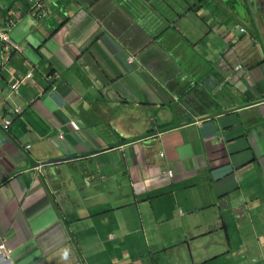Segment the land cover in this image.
<instances>
[{"label": "crops", "instance_id": "1", "mask_svg": "<svg viewBox=\"0 0 264 264\" xmlns=\"http://www.w3.org/2000/svg\"><path fill=\"white\" fill-rule=\"evenodd\" d=\"M23 7L0 15L10 264H264V0Z\"/></svg>", "mask_w": 264, "mask_h": 264}, {"label": "clouds", "instance_id": "2", "mask_svg": "<svg viewBox=\"0 0 264 264\" xmlns=\"http://www.w3.org/2000/svg\"><path fill=\"white\" fill-rule=\"evenodd\" d=\"M26 1V6H27V8H28V10H29V14L30 15H38V17H40V18H44L46 15H45V10H46V7H45V0H42V3H43V8H41V9H39V8H35V6H34V4H33V2L32 1H30V0H25ZM24 6V5H23ZM22 6V9L21 10H18L17 12H21L23 9H24V7ZM16 12V13H17ZM14 22L12 21H10V25H12ZM6 37V35H2L1 36V41H2V44H3V48L5 49V48H7V49H10V48H12L13 50H20V48L19 47H17V46H15V45H13V44H11L7 39H6V41H5V39L3 38V37ZM7 38V37H6ZM6 51H8V50H6ZM241 68H242V66H240ZM239 70V69H238ZM31 77V75L30 74H28L27 76H26V78L27 79H29ZM19 82H17V83H15V84H13V88H16V86H17V84H18ZM32 103V102H31ZM22 109H20V108H17V109H15V114H21L22 113ZM7 122H9V125L7 126V127H5L6 126V123ZM11 121H9V120H5L4 121V124H3V129L5 130V131H7L8 130V128H9V126L11 125ZM59 138L61 139L62 137H61V135L59 136ZM30 146H28L27 148H29ZM169 172H171V171H169ZM169 172H167L166 174L168 175V177H170L169 176ZM172 173V172H171ZM172 177H173V173H172ZM172 177H170V178H172ZM1 245H3L7 250H9L4 244H1ZM0 245V246H1ZM10 251V250H9ZM10 254H11V251H10ZM10 254H9V257L8 258H6L5 256H2L1 255V252H0V261L1 262H4V263H7V264H10L11 263V261H10Z\"/></svg>", "mask_w": 264, "mask_h": 264}, {"label": "water", "instance_id": "3", "mask_svg": "<svg viewBox=\"0 0 264 264\" xmlns=\"http://www.w3.org/2000/svg\"><path fill=\"white\" fill-rule=\"evenodd\" d=\"M23 5H27L25 0H9V3L6 7H2L3 4H0L1 18L6 22L8 19H10L11 14H16L18 10L22 9Z\"/></svg>", "mask_w": 264, "mask_h": 264}, {"label": "built area", "instance_id": "4", "mask_svg": "<svg viewBox=\"0 0 264 264\" xmlns=\"http://www.w3.org/2000/svg\"><path fill=\"white\" fill-rule=\"evenodd\" d=\"M30 1L33 2L35 8H39V9L43 8L42 0H30ZM3 38H4L5 41H6L7 38H6L5 36H4ZM236 69H237V70H238V69H241V67L239 66V67H237ZM8 125H9V122L6 123V126H5V127H7ZM169 176L172 177V173H171V172H169ZM0 252H1V255H2V256H5L6 258L9 257L10 251L7 250L3 245L0 246Z\"/></svg>", "mask_w": 264, "mask_h": 264}]
</instances>
